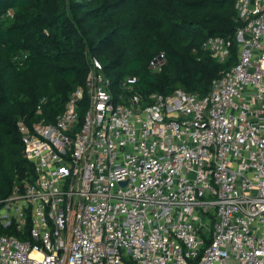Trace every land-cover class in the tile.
<instances>
[{
	"label": "built area",
	"instance_id": "obj_1",
	"mask_svg": "<svg viewBox=\"0 0 264 264\" xmlns=\"http://www.w3.org/2000/svg\"><path fill=\"white\" fill-rule=\"evenodd\" d=\"M235 7L237 61L207 95L128 76L126 98L94 57L55 121H18L35 179L0 222L30 238L0 235V264H264V0ZM202 46L224 63L233 40Z\"/></svg>",
	"mask_w": 264,
	"mask_h": 264
},
{
	"label": "trees",
	"instance_id": "obj_2",
	"mask_svg": "<svg viewBox=\"0 0 264 264\" xmlns=\"http://www.w3.org/2000/svg\"><path fill=\"white\" fill-rule=\"evenodd\" d=\"M235 1L0 0V209L16 186L35 179L23 154L20 119L55 121L85 86L94 57L126 98L128 76L137 77L134 92L143 97L178 88L207 95L237 61ZM210 36L233 40L228 61L203 48ZM160 52L166 63L153 72L150 61ZM30 227V220L25 229L0 222V235L29 239Z\"/></svg>",
	"mask_w": 264,
	"mask_h": 264
},
{
	"label": "water",
	"instance_id": "obj_3",
	"mask_svg": "<svg viewBox=\"0 0 264 264\" xmlns=\"http://www.w3.org/2000/svg\"><path fill=\"white\" fill-rule=\"evenodd\" d=\"M23 154L25 155V151H23Z\"/></svg>",
	"mask_w": 264,
	"mask_h": 264
}]
</instances>
